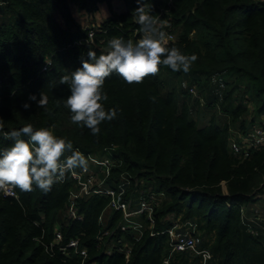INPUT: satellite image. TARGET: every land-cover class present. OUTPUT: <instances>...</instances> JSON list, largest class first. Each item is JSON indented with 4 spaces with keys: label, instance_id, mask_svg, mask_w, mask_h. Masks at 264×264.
Here are the masks:
<instances>
[{
    "label": "trees",
    "instance_id": "1",
    "mask_svg": "<svg viewBox=\"0 0 264 264\" xmlns=\"http://www.w3.org/2000/svg\"><path fill=\"white\" fill-rule=\"evenodd\" d=\"M99 1L0 0V118L5 132L29 123L36 130L50 128L80 152L96 155L112 146L110 156L118 165L111 167L106 185L112 186L117 171L124 170L139 185L162 192L153 211L156 232L144 230L134 239L118 209L99 222L108 200L102 193L79 195L75 207L80 217L67 216V193L76 188L68 173L47 194L0 191V264H78L71 247L59 248L70 238L84 248L85 261L95 264H264V231L251 234L244 224L245 214L258 211L264 217V200L252 196L264 182V146L245 156L228 146L230 123L245 127L264 114V0H140L151 7L159 27L172 32L168 47L198 59L188 73L162 65L163 77L158 73L140 84H128L113 73L104 83V106L117 109V117L102 122L94 136L71 122L64 106L70 89L60 78L82 67L89 49L99 56L113 37L137 42L134 29L141 28L135 22L140 4L123 0L124 11L91 26L88 38L90 27L81 26L71 8L91 12ZM212 76L223 86L225 117L204 105L208 118L197 124L181 98L185 91L179 81L188 77L209 91ZM41 92L49 98L46 108L29 99L35 95L39 100ZM208 98L213 102L217 95ZM247 100L254 104L252 114ZM24 103L30 108L25 110ZM12 143L0 132V150ZM174 218L195 222L196 246L206 248L209 257L170 249L163 230ZM103 229L108 231L98 239ZM55 231L60 239L53 242ZM118 241L129 246L127 256L116 247Z\"/></svg>",
    "mask_w": 264,
    "mask_h": 264
},
{
    "label": "clouds",
    "instance_id": "2",
    "mask_svg": "<svg viewBox=\"0 0 264 264\" xmlns=\"http://www.w3.org/2000/svg\"><path fill=\"white\" fill-rule=\"evenodd\" d=\"M140 4V0H137ZM135 22L140 25L143 36L133 43L122 37L108 41L107 49L98 56L89 49L82 67L62 75L61 84L69 86L70 95L64 106L71 112V122L87 127L94 136L99 135L100 124L117 117V109H105L108 96L104 91L105 80L113 73L128 84H140L149 76H156L163 65L174 72L188 73L198 59L195 54L185 55L178 48L168 47L167 33L157 27L159 21L151 14V7L140 4L135 10ZM39 108H46L48 96L40 93L29 97ZM30 104L24 103L25 110ZM5 122L0 118V132L4 138L13 141L8 148L0 150V191L18 188L21 192L39 189L47 194L56 183H62L66 174L75 175L77 168L88 170V159L79 150H73L71 140L57 137L50 128L34 129L26 124L18 130L4 131ZM23 137H28L24 139ZM71 155L62 160L65 153Z\"/></svg>",
    "mask_w": 264,
    "mask_h": 264
},
{
    "label": "built area",
    "instance_id": "3",
    "mask_svg": "<svg viewBox=\"0 0 264 264\" xmlns=\"http://www.w3.org/2000/svg\"><path fill=\"white\" fill-rule=\"evenodd\" d=\"M166 24L168 28L169 25L167 22H163L161 25ZM87 32L88 38L92 36L91 25ZM159 27V23L157 25ZM136 33L138 34V40L143 36V33L140 29H137ZM168 40L173 38L171 31L166 30ZM48 64V60L45 59L42 65V69ZM187 91L194 93V88L192 86L187 87ZM199 100V96H197ZM264 121L259 123H253L248 128L245 127H230L228 126L229 138L228 146L232 152L247 155L252 148H260L264 146ZM112 146L103 147V151L107 152V156L103 158H97L95 155L89 152H82L88 162L97 165L102 172L101 177L97 180L94 179V173L89 169L87 172H83L81 169L77 168L75 170V175L69 173L71 178L75 181L76 188H71L67 193V201L65 207V213L71 218H79V214L76 212L75 201L79 195H87L92 192L102 193L108 196V200L105 207H111L113 209H118L120 211L121 217L124 221L123 226H128L131 231L134 233L133 238H139L144 230H147L148 234H153L156 231L152 229L153 226V211L154 207L158 203V197L162 194L161 191H155L151 188H140L138 189L135 205L136 207H130V199L126 196L128 188L132 182L136 181L134 176L124 170H118L116 174V180L112 186L106 185L104 179L107 178L111 173V167L118 165V162L110 156V151ZM69 154H66L63 159ZM94 180V181H93ZM5 195L15 196L14 188L9 189L7 192L2 191ZM253 197L264 198V182L261 185V189L254 190L252 192ZM134 215H139L141 219L133 218ZM98 221L101 222V214L97 217ZM185 224L187 227L185 228ZM194 227L195 222L186 221L180 222L177 218L172 222L171 225L166 227L163 231L166 232L168 238V244L171 250H188L192 253L199 254L201 259L209 257V252L206 248H199L196 246L194 238ZM108 229H103L98 235L97 238L100 239L103 234H106ZM252 231V230H250ZM60 239V234L58 231L54 232L53 242H56ZM119 240V239H118ZM117 248L121 249L125 256H127L129 246L124 242H117ZM65 247H71L72 250L79 255L78 264H95L94 262L85 261V250L77 246V239L70 238L67 240L65 245L59 246L60 249L64 250ZM109 250V247L106 248V251ZM167 259L163 258L162 262L166 263Z\"/></svg>",
    "mask_w": 264,
    "mask_h": 264
},
{
    "label": "rangeland",
    "instance_id": "4",
    "mask_svg": "<svg viewBox=\"0 0 264 264\" xmlns=\"http://www.w3.org/2000/svg\"><path fill=\"white\" fill-rule=\"evenodd\" d=\"M164 71H159V77H163L164 75ZM167 77V76H166ZM210 90L209 91H203V89L200 87V85H198L196 82L191 81L188 77L187 78H182L179 81V86H181V88L185 91V97H181L184 98L183 101L185 102L189 115L194 118L197 122V124H201L202 122H204L207 118H208V110L206 111V108L204 105H209L215 112V114L218 115V118L222 119L223 117H225L224 113L222 112V102L221 101V88L222 83L220 82V79L217 78L216 76H212L210 78ZM188 86H192L194 88V93L188 92L187 91V87ZM208 92V95H207ZM213 94L217 95V99L213 100V102L211 100H209V98L207 99L208 96H211ZM197 96H199V100H197ZM207 96V97H206ZM180 100V99H179ZM248 101V100H247ZM206 103V104H205ZM249 106V112L250 114H252V108L254 106L252 101H248ZM217 112V113H216ZM248 119V118H247ZM264 121V114H259L257 116H254L253 121L251 122V124L253 123H261ZM250 124V125H251ZM250 125H245V128H248ZM230 127H238L237 121L230 123L229 124ZM69 154V153H66ZM65 154V155H66ZM97 158H103L104 156H107V152H98L95 155ZM88 169L94 173V179L97 180L99 177H101L102 172L100 171L99 167L97 165H94L91 162H88ZM94 181V180H93ZM138 184V181H134L131 184V192L133 190V192H135L136 190V185ZM143 187V186H141ZM144 187H148L145 186ZM254 192V190L252 191ZM135 196L136 194L132 195V208L136 207L135 205ZM111 207H105L102 210L101 213V222L105 223L107 221L108 216L111 214L112 212ZM136 217H139L138 215H136Z\"/></svg>",
    "mask_w": 264,
    "mask_h": 264
},
{
    "label": "crops",
    "instance_id": "5",
    "mask_svg": "<svg viewBox=\"0 0 264 264\" xmlns=\"http://www.w3.org/2000/svg\"><path fill=\"white\" fill-rule=\"evenodd\" d=\"M124 9H125V6H124V1L123 0H102V1L97 2L96 9L91 11V12H87L84 9H78L76 7H72L71 8V14H72L73 18L81 26H85V25L94 26V25H97V23L101 22L106 16L110 15L111 12L119 13V12L124 11ZM130 188H131V185L128 188L126 196L129 197V199L131 201L130 207L132 208V195L133 194L137 195L138 189H140V188H148V187H144V186L141 187V185L137 184L135 192H133V190L131 192ZM159 197H161V195ZM159 197H158V199H159ZM255 198H259V199H263L264 200V198H260V197H255ZM135 200H136V196H135ZM257 212L254 215H248V214L244 215V219H245L244 220V224L246 226V230L249 233H251V234L257 233L258 229L264 231V223H263V220H264L263 218L264 217L260 213H257ZM101 213H102V211L99 214H101ZM133 218L141 219L142 217L141 216L136 217V215H134ZM121 220H122V223H124L122 217H121ZM174 220H175V218L173 219V221ZM186 227H187V225L185 224V228ZM194 229H195V227H194ZM250 230H252V231H250ZM194 238H195V242L197 244L198 243V239H197L198 236L196 234H194ZM107 247H109V249L111 248V246H107ZM106 248H105V250H106Z\"/></svg>",
    "mask_w": 264,
    "mask_h": 264
},
{
    "label": "water",
    "instance_id": "6",
    "mask_svg": "<svg viewBox=\"0 0 264 264\" xmlns=\"http://www.w3.org/2000/svg\"><path fill=\"white\" fill-rule=\"evenodd\" d=\"M107 47H108L107 45H106V46H104V49H107Z\"/></svg>",
    "mask_w": 264,
    "mask_h": 264
}]
</instances>
